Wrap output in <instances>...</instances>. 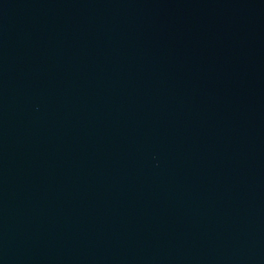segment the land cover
<instances>
[{"label":"water","instance_id":"obj_1","mask_svg":"<svg viewBox=\"0 0 264 264\" xmlns=\"http://www.w3.org/2000/svg\"><path fill=\"white\" fill-rule=\"evenodd\" d=\"M0 264H264V0H0Z\"/></svg>","mask_w":264,"mask_h":264}]
</instances>
